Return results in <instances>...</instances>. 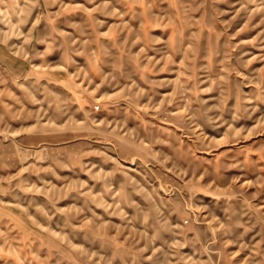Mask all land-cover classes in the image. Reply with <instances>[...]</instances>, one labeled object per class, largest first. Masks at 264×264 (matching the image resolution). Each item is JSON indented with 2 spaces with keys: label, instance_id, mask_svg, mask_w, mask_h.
I'll return each mask as SVG.
<instances>
[{
  "label": "rangeland",
  "instance_id": "rangeland-1",
  "mask_svg": "<svg viewBox=\"0 0 264 264\" xmlns=\"http://www.w3.org/2000/svg\"><path fill=\"white\" fill-rule=\"evenodd\" d=\"M0 264H264V0H0Z\"/></svg>",
  "mask_w": 264,
  "mask_h": 264
}]
</instances>
